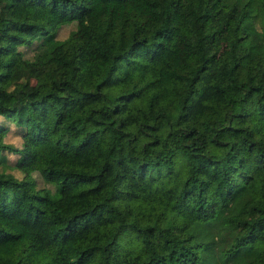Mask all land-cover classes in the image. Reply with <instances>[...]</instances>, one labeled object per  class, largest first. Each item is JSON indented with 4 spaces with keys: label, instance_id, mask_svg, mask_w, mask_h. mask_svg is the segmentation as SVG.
I'll return each mask as SVG.
<instances>
[{
    "label": "trees",
    "instance_id": "1",
    "mask_svg": "<svg viewBox=\"0 0 264 264\" xmlns=\"http://www.w3.org/2000/svg\"><path fill=\"white\" fill-rule=\"evenodd\" d=\"M0 264H264V0H0Z\"/></svg>",
    "mask_w": 264,
    "mask_h": 264
},
{
    "label": "rangeland",
    "instance_id": "2",
    "mask_svg": "<svg viewBox=\"0 0 264 264\" xmlns=\"http://www.w3.org/2000/svg\"><path fill=\"white\" fill-rule=\"evenodd\" d=\"M70 25L61 27L57 33L63 36ZM25 52H29L28 49ZM4 140L13 144H18L20 137L16 128L10 123L8 130L4 134ZM15 154L7 153L9 160ZM11 171L20 176L21 173L13 168ZM36 185L42 184L39 176L32 173ZM177 178L172 174L161 176L157 179L143 177L134 182L131 186L130 194L126 199V205L130 210L144 212L147 217L156 216L161 223H172L181 225L193 217L203 218L211 214L216 202L215 180L205 188L201 207L197 208L192 196L178 198L175 196Z\"/></svg>",
    "mask_w": 264,
    "mask_h": 264
}]
</instances>
